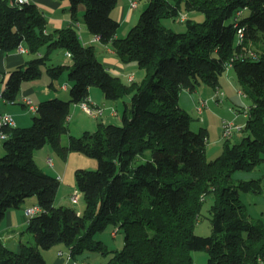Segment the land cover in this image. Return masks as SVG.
<instances>
[{
	"label": "trees",
	"instance_id": "16d2710c",
	"mask_svg": "<svg viewBox=\"0 0 264 264\" xmlns=\"http://www.w3.org/2000/svg\"><path fill=\"white\" fill-rule=\"evenodd\" d=\"M62 1L70 3L75 20L79 6L86 5L89 31L111 44L122 62L144 67L146 76L126 83L73 26L47 31V16L37 4L0 0V55L23 44L33 55L10 71L5 100L15 102L23 83L40 79L43 67L53 86L67 71L72 81L70 99L42 100L31 125L5 127L0 264H47L41 248L59 243L69 247L73 258L86 251L111 255L108 264H194L197 250L207 251L209 264H259L264 260V218H251L241 193L261 192L262 181L234 183L232 176L264 160V0H148L126 37L117 36L120 21L111 14L118 0ZM184 9L201 11L205 18H183L184 31L163 23ZM57 48L71 53V64H49ZM229 65L253 103L247 108L245 135L235 143L226 140L222 153L208 160V130L191 128L193 117L180 106V93L203 83L218 88ZM92 86L114 100L130 95L122 122H99L95 130L70 134L63 144L71 105L88 101ZM49 143L65 157L74 150L99 161L97 169L75 171L85 201L80 213L56 204L61 180L35 160V150ZM139 157L146 160L135 164ZM33 195L42 207L26 226L35 244L22 242L20 251L10 249L2 240L1 222L8 210L20 208ZM210 195L212 233L199 235L195 225ZM109 225L124 228L121 249H109L96 239Z\"/></svg>",
	"mask_w": 264,
	"mask_h": 264
},
{
	"label": "rangeland",
	"instance_id": "374dc122",
	"mask_svg": "<svg viewBox=\"0 0 264 264\" xmlns=\"http://www.w3.org/2000/svg\"><path fill=\"white\" fill-rule=\"evenodd\" d=\"M130 1V5H131V0ZM136 2L135 6H132V8H134V21L132 22H128L126 21L125 23H121V25L118 28V37H126L130 28L133 27L134 25H136V23L139 20V16L142 13V11L146 8L147 4H148V0H133ZM82 7V9L78 10V18L82 19L84 21V14L86 12V5H84L83 3L80 5ZM247 13V11H246ZM113 16L116 15L115 10L111 13ZM191 17L193 19L196 20H203L205 18V14L201 11H187L184 9V12L181 13V15L179 17L173 18V17H167L163 19V23L174 29L175 31H184L186 29V24L184 22L183 18L186 17ZM25 45V44H24ZM26 46V45H25ZM20 50L24 51V48H21ZM60 53V57H62L63 61L64 60H68L69 63H72V58L70 57V55H68L69 52H67L65 49L62 48H57L54 50V52L51 55V60L49 61V64L52 63H56V58L59 57V55L57 56V54ZM32 54L30 55L27 54L26 57L32 58L31 57ZM68 62H63V63H68ZM133 64H136V81L140 82L141 80H143V78L146 76V69L143 67H140L138 65V63L136 61H131ZM12 70L15 69L11 68ZM230 70V76H228V72ZM43 76L41 77V80H47L49 77L48 73L46 72V67H43ZM66 77H67V81L71 83L70 86L72 85V81L69 79V75H68V71L65 73ZM132 75V74H130ZM129 75V77H130ZM123 80H125L126 82L128 81V78L125 76L123 77ZM222 80V85L224 86L225 91L227 92V96L226 94H222L221 91H219L218 88H216L217 90H215L214 94L215 96H217L216 98H213V101L211 103V105L213 106L212 110H207L204 112V116L207 118L206 124L211 126V131H212V138H211V145L210 142L208 143L207 146V158L208 160H213L215 159L218 155H220V153L222 152V149H224V144H225V139L226 137H228L231 134V131L229 134L225 135L224 134V125L225 124H231V130L233 127V123L228 122V121H222L224 119V117H227L226 119H228V117L232 116V112L235 113L236 110H240L241 107H249V105H251V103H253V98L251 96H249L246 92L245 89L246 87L243 86L237 76V73L235 71V69L233 68L232 65H229L228 69H227V73H224L223 76L221 77ZM32 81H26L24 82V87L27 84H31ZM6 83V81L4 82ZM206 86V85H205ZM93 88H95L96 90H98L99 92H102V89L98 86H93ZM207 88H209L211 90V92L214 90V88L212 86L207 85ZM241 88V90L244 91V95H242V97L240 95H238V89ZM59 90L62 91L63 87L59 86ZM101 90V91H100ZM186 91H183L182 93L185 94ZM181 94V93H180ZM189 94V93H188ZM31 96H33V94H30ZM69 96L71 97V93L69 90ZM68 96V97H69ZM34 97V96H33ZM54 97V96H52ZM51 97V98H52ZM67 96H62L60 97L63 100H68V98H64ZM69 97V99H70ZM49 99V98H47ZM206 100V99H205ZM3 101V100H2ZM90 101V98H89ZM117 103H118V110L120 112V114L122 113L125 104L123 102V99H116ZM36 102V101H35ZM4 103L7 102H0V109L3 108ZM182 105H188L186 99H183V101H181ZM96 106L101 107L102 112L99 113V116H102L104 113V107L103 105L100 104H96L94 103ZM208 104L207 100L206 103L204 105L205 106ZM9 106H18L19 110L22 109L21 106L19 104L17 105H12L10 103H8ZM198 105V104H197ZM197 108V106H196ZM234 108L236 110H234ZM116 108L111 109V111H113ZM36 110L37 109H29L26 108L25 110V115L30 118L29 122L31 125L33 123V116L36 114ZM85 112V111H84ZM81 112L79 111L76 114V117L79 116ZM86 113V112H85ZM84 114V113H83ZM87 114V113H86ZM84 114V117L87 119L85 120V124L89 125V127H95V125L97 124V122H100L97 119L96 115L93 114ZM239 118L237 119V121H243L244 120V116L243 113H241L240 111L238 112ZM192 117L195 118L196 114L193 113L191 114ZM192 120L191 122V128L193 129V126H195V123L198 122L196 121V119ZM200 118H203V114L200 115ZM77 119V118H76ZM75 120V119H74ZM120 124V121L116 122L115 124ZM17 126V124H16ZM25 126V125H24ZM69 126L70 128L73 129V131L76 133L79 131L80 129L77 127L78 124H70L69 122ZM96 129V128H95ZM197 129V130H196ZM194 130L199 131L200 128H195ZM244 132L239 131V129H233V132L231 134V143H235L237 141H239L243 136H244ZM209 140V139H208ZM62 142L63 144H66L69 142L68 140V134H63L62 136ZM46 147H44L45 149L39 148L35 150V160L38 164V166L40 167V169H42L43 171H47L49 173H57L56 171H54V168L60 169V172L62 175H64V169L66 167V160L69 162L70 167H69V172H68V178L63 181L61 180V184L60 187L62 186V189L59 193V195L57 196V205L60 204H64V205H74V207L79 210L82 211L85 208V201L82 195H80V200L77 203H72L69 202L67 199V194L69 193V191H71V194L75 192V190L77 191V185H76V175H75V170L77 168H85V169H97L99 161L97 158L86 155L80 151H71V154L68 158V155L65 157V155H63L62 153H60L57 149H55L50 143L45 145ZM5 154V147L3 143H0V156H3ZM149 153H147L148 155ZM146 158L144 157H139L136 159L135 164L141 163L143 161H145ZM54 161V162H53ZM55 164V165H54ZM251 179H261V184L263 186V189L261 192H254V191H248V192H243L241 193V197L244 201V203L246 204L251 218L256 220L259 218H264V160L259 163L253 170H237L233 173L232 176V181L234 183H239L241 180H251ZM69 195V199L70 196ZM34 198L35 202L37 197L35 195L28 197L27 202H29V199ZM34 201H31L29 203H33ZM213 202V198L212 195H210L206 201L204 202L203 208L201 210L200 213V217L199 220L197 222V224L195 225V232L199 235H210L212 233V224L210 222V206ZM23 205L20 207V210H22ZM118 229L117 232V236L113 235V231ZM4 236L6 235V232L4 231ZM21 240L22 242L25 243H30V244H35V240L33 238V236L26 231V227L23 230V232L20 234ZM96 239L97 240H102L108 247L109 249H121L124 246L125 243V230L122 227H117L115 225H109L105 230L99 232L96 234ZM17 244L19 243L18 239H16ZM65 244V243H63ZM66 245V244H65ZM9 248L16 250L17 248H15V244H9ZM53 248V247H51ZM51 248L46 249L47 251H49ZM41 250H45L43 248H41ZM19 251V250H16ZM193 254H195L197 261L194 259L193 262L194 264H209L208 262V253L205 250H197L194 251ZM71 255V254H70ZM79 256V255H78ZM72 257V256H71ZM80 258H85L88 260L89 264H108L111 255H104L100 252H94V251H86L84 254H80L79 256Z\"/></svg>",
	"mask_w": 264,
	"mask_h": 264
},
{
	"label": "crops",
	"instance_id": "0c3cea01",
	"mask_svg": "<svg viewBox=\"0 0 264 264\" xmlns=\"http://www.w3.org/2000/svg\"><path fill=\"white\" fill-rule=\"evenodd\" d=\"M31 2L37 4L41 9H43L45 11V14H46L47 19H48L47 31H52L56 28L65 27V26H73L78 31V33L81 36V39L84 43L92 44L96 47L97 56L109 68V70L113 74L121 76L122 79H123V77L126 76L128 78L127 82L124 80L126 83H129L133 80H136V64H133L132 62H122L121 59L119 58V56L117 55V53L115 52V50L113 49V47L111 46V44L103 43L99 35H95V34L91 33L89 31L88 27L86 26L85 21H83L82 19H79V18L77 20H75L72 16L71 11L69 10L70 3L68 1L31 0ZM80 9H82L81 6H79L78 10H80ZM114 10L116 13V15L114 17L120 21V25H121V23H125L126 21H128V22L134 21V18H135L134 8H132L130 6L129 0H118V4L112 10V12ZM117 36H119L118 33H117ZM21 47H23L25 50L22 51V50H20V48H18L17 50H15L11 53H3L2 52L0 55V72L2 71L3 83L7 80L9 73L12 70L11 68H14V67L16 68L17 66L24 64L26 62V60L29 59V57H26V55L29 54L27 47L24 44L21 45ZM30 55H31V53H30ZM58 55H59V57L56 58V63H54V64L68 62V60L63 61L62 57H60V53H58L57 56ZM31 57H33V55ZM68 64H71V63L68 62ZM130 74H132V75H130ZM129 75H130V77H129ZM228 76H230V70L228 72ZM66 81H67V77L65 74H63L59 78V80L55 81L54 86L50 84L51 78H48L47 80L46 79L41 80V78L37 79V80H32L31 84H27L25 87H24V83H23L21 93L18 96V98L16 99V101L15 102L5 101L7 103H4L3 108L0 109V113L11 114L13 116L17 126H24V125L26 126L27 124H30L29 122H31V121H30V118H28L25 115V110L27 108L25 101H24L25 97L32 98V101L35 105H38L40 103V101L45 100L47 98H50L52 96H54V97H56V96H58V97L67 96L64 98L69 99V97H70L69 96V88H70L71 83L66 82ZM205 85L206 84H204V83L199 84L197 86V88L195 90H192V91L189 89H183L181 91V94H180L179 103H180V106L182 108L186 109L190 114H193V113L196 114L195 118L194 117L193 118L196 119V121H198V122L195 123V126H193V129H195V128L207 129L208 130V139H209L208 143H209L211 141V138H212V131H211V126L206 124L207 118L204 116V112L206 111V109L208 111L212 110L213 106L211 105V103L213 101V98L217 99V96H215L216 93L214 94L215 90H217V89L214 88V90L211 92V90L209 88H207V85L206 86ZM59 86L63 87L62 91L59 90ZM218 89L223 91L224 94H226V96L228 95L224 89V86L222 85V80H221V85L218 87ZM183 91H186L185 94L182 93ZM239 93L244 95V91L241 90V88L238 89V95H240ZM30 94H33L34 97L31 96ZM240 96L242 97V95H240ZM89 98H90V102L92 104L96 103V104L103 105L104 113L102 116H97V119L100 122H103L105 124L116 123L118 121H120V123H121L122 122V114L124 112L126 104L130 103V100H131L130 95L125 96L123 98H120V99H123V102L125 104V107H124L122 113L120 114V112L118 110L117 101L114 99L107 98L105 96V94L103 93V91L99 92L98 90L93 88V86L90 89V97ZM183 99H186L188 105H186V106L182 105L181 101H183ZM201 99H204V100L206 99L208 102V104L204 108L202 119L200 118V114L196 108L197 104L199 103V101ZM0 102H4V101H0ZM8 103H10L12 105L19 104L22 109L19 110L20 107L18 108V106H9ZM112 107L116 108L117 115H114L112 113V111H111ZM234 110H236V109L234 108ZM79 111L81 113L79 114L78 117H76V114ZM84 111L85 110L81 107L80 103H78V104L74 103L71 105V115L69 117V122L71 125L72 124H78L77 127L80 129V131H79V134H78V132L75 133L73 131V129L70 128V126H69V131L67 133L68 139H69L70 134L80 135L85 130H95V128L98 127L99 122H97L95 127H89V125L85 124L84 119H87V118L84 117V114H86V113L88 114V112L85 111L86 112L85 113ZM239 111L241 113H243V116H244L243 121H237V119L239 118V115H240V114H238ZM239 111L236 110L235 113L232 112L231 117H228V119H226L227 117H224V119L222 120L223 122L228 121V122L233 123L231 134H232L234 128L239 129V131H241V132H244L243 127H244L246 120H247V117H248V115L246 113L247 107H241ZM231 134L228 137H226L225 140H228V139L231 140ZM244 134H245V132H244ZM210 145H211V142H210ZM207 146H208V144H207ZM44 147H46V146H44ZM44 147L42 149H45ZM222 151H223V149H222ZM70 154H71V151L68 153V158H69ZM69 167H70V164L66 160V167L64 169V172H65L64 175H62L60 172V169H57V168H54V171H56L57 173L54 172L52 174L59 177L60 180L65 181L68 178ZM61 189H62V186L59 187L57 196L59 195ZM70 194H71V191H69V193L67 194V199L69 202H71V200L69 199ZM34 200H35L34 198H31V199H29V202L34 201ZM56 201H57V199H56ZM29 202L26 201L24 203L22 210H20V208H12V209L8 210L4 219L1 222V236H2V240H3L4 244L7 245L8 247H9V244H15V248H17L16 250H19V251L21 250V245H22V240H21L20 234L23 232V230L27 226L29 218H30L26 214L25 208L27 206L37 204L36 203L37 199H36V202L35 201L33 203H29ZM56 204H58V203L56 202ZM70 206L74 207V205H70ZM4 231L6 232L5 236L3 233ZM116 236H117V234H116ZM15 238L18 239V241H19L18 244H17ZM43 254H44V257L47 261V264H77V263H83V262H86L87 264H89L88 260L85 258H82V257L80 258L79 257L80 255L77 256L76 258L71 257L69 247L63 243H59V244L53 246V248H51L49 251H47L46 249L43 250ZM194 259L197 261L195 254H194Z\"/></svg>",
	"mask_w": 264,
	"mask_h": 264
},
{
	"label": "built area",
	"instance_id": "2783aa9c",
	"mask_svg": "<svg viewBox=\"0 0 264 264\" xmlns=\"http://www.w3.org/2000/svg\"><path fill=\"white\" fill-rule=\"evenodd\" d=\"M30 1L31 0H12V2L16 3V4L28 3ZM129 3H130V1H129ZM131 5L135 6L136 2L131 0ZM240 13H241V11L238 12V14H240ZM242 38H243V29L240 28L239 29V42L242 40ZM19 48L21 49L23 47L20 46ZM70 54L71 53L69 52L68 55H70ZM5 87H6V85H5V83H3L2 73H0V101H2V100L6 101L5 98L3 97V91H4ZM219 91H221V90H219ZM221 93L224 94L223 91H221ZM24 101H25V104H26L27 108L33 109V110L37 109V105H35L33 103L32 98L25 97ZM205 103H206V100L201 99L199 101L198 105H197V110H198L200 115L203 114ZM80 105L85 111H87L90 114L96 115V116H99L98 114L102 112L101 107L96 106L95 104H92L89 100L81 102ZM112 113L114 115H117L116 109H114L112 111ZM6 126H16V122H15V120H14V118H13V116L11 114H9V113H0V143H3L9 137V133L5 130ZM231 126L232 125L228 124V123L224 125V128H225L224 134L225 135L230 133ZM81 194H82L81 191L77 188V191L75 190V192L72 193L71 196H70L71 202L72 203L79 202ZM41 211H42V207L40 205H38V204H33V205L27 206L25 208V212H26V214L29 217H33L34 215L39 214ZM78 213H80V211H78ZM117 232H118V229L114 230L113 231V235H116ZM77 264H87V263L83 262V263H77ZM259 264H264V260L261 259Z\"/></svg>",
	"mask_w": 264,
	"mask_h": 264
}]
</instances>
